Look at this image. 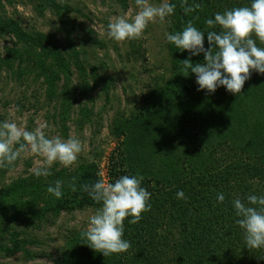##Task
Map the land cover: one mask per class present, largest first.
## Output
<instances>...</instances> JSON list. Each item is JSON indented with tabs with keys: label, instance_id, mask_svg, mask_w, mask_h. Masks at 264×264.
I'll list each match as a JSON object with an SVG mask.
<instances>
[{
	"label": "trees",
	"instance_id": "obj_1",
	"mask_svg": "<svg viewBox=\"0 0 264 264\" xmlns=\"http://www.w3.org/2000/svg\"><path fill=\"white\" fill-rule=\"evenodd\" d=\"M102 1H113L122 9L128 4V0ZM170 2L177 7L166 19L169 33L181 31L195 16L199 19L193 20L194 25L207 31L205 19L214 18L215 13L225 9L250 4V0H194L203 5L202 10L186 15L179 0ZM44 4L56 13L65 10L54 0H45ZM215 30L219 31V26ZM0 36H13L16 43L41 49L36 54L34 48L26 47L24 51L14 49L10 53L14 52L12 57L18 62L28 55L36 58L49 92H56V81L62 75L69 78L72 74L67 57L71 54L45 46L51 44L50 35H30L13 19H4L0 22ZM258 42L259 47H264ZM166 45L171 53L170 77L148 95L132 120L118 122L113 130L116 145L106 168L110 182L121 175L143 176L141 186L151 193V209L141 214L138 223H129L131 217L125 219L123 239L131 243L128 251L104 256L84 244L87 241L79 236L70 240L53 264H264V259L259 258L264 256V248L246 247L232 205L237 197L246 202L250 194L264 195V74L253 71L237 95L224 86L214 93L198 91L195 74L189 72L184 76L181 71L188 51L178 50L168 42ZM204 46L209 47L206 32ZM47 59L52 69L44 64ZM191 61L203 63V53L192 56ZM51 172L48 177L21 178L2 189L0 212L19 214L20 205L16 206L15 201L31 194L34 198L47 195V204L34 211L31 219L45 218L47 213L58 215L62 210L100 207L80 190L81 185L102 179L95 162L80 163L70 173L63 169ZM72 177H76L75 192L68 187ZM56 180L64 182L59 199L47 191ZM180 190L187 199L177 198ZM218 193L224 195L223 202L217 201ZM22 204L34 209V202ZM18 233H11L13 248L0 250L9 254L21 250L29 256L24 246L27 241L18 238Z\"/></svg>",
	"mask_w": 264,
	"mask_h": 264
},
{
	"label": "rangeland",
	"instance_id": "obj_2",
	"mask_svg": "<svg viewBox=\"0 0 264 264\" xmlns=\"http://www.w3.org/2000/svg\"><path fill=\"white\" fill-rule=\"evenodd\" d=\"M54 1L65 10L56 13L45 6V0H0V22L13 19L30 35H50L51 44L45 46L70 53L67 57L72 71L69 78L62 75L56 81V92H49L36 58L27 54L22 61L13 59L10 50L24 51L25 44L16 43L13 36H0V122L15 120L26 124L28 130L47 122L49 136H78L84 146L78 162L70 167L56 163L51 170L70 173L80 163L93 161L107 181V161L117 141L114 128L119 121L132 120L148 95L170 77L171 53L164 35L168 26L166 21L149 23L140 38L117 42L102 33L114 17L135 14L134 0H128L126 9L113 1ZM40 50L35 47V54ZM49 62L47 59L44 64L52 69ZM85 84L89 87H83ZM41 162V157L24 153L14 165L0 169V191L33 176L32 169ZM46 197L25 195L15 201L20 205L19 214L0 212V247L13 248L11 233L19 232L18 238L27 241L24 246L30 254L0 250V264H53L70 240L86 229L95 209L62 210L58 215L47 213L45 218L31 219L34 211L45 207ZM20 201L34 202V209Z\"/></svg>",
	"mask_w": 264,
	"mask_h": 264
},
{
	"label": "clouds",
	"instance_id": "obj_3",
	"mask_svg": "<svg viewBox=\"0 0 264 264\" xmlns=\"http://www.w3.org/2000/svg\"><path fill=\"white\" fill-rule=\"evenodd\" d=\"M180 7L187 15L202 10L201 3H189L179 0ZM136 11L133 16L118 15L107 24L102 35L117 42L138 39L143 35L149 23H163L174 14L177 5L170 0L152 3L151 0H134ZM195 16L188 20L181 31L165 32L168 43L178 50H187L188 58L182 60L181 71L184 76L189 72L196 76L199 90L206 89L214 93L219 86L237 95L241 93L245 82L253 71L264 74V0H250L247 6L225 9L217 12L214 18L204 21L207 31L199 30L193 23ZM219 26V31L215 29ZM207 33L209 47L204 46V34ZM255 37V38H253ZM215 49V50H214ZM203 53V63H192L191 57ZM47 122L40 123L35 129L28 130L26 124L15 120L0 122V169L8 168L22 157V154L38 156L42 162L32 169L37 178L52 175L51 168L59 163L70 167L78 162L84 150L83 142L76 135L63 139L59 135L49 136ZM144 177L140 175H121L114 182L99 179L83 184L80 190L100 205L88 217L85 230L81 231L82 240L90 248L104 256L126 252L131 243L123 239L124 221L135 224L142 219V213L151 209V193L141 186ZM76 177L68 187L75 192ZM64 182L56 180L47 191L56 198L63 195ZM178 199H187L182 190L177 192ZM225 199L217 194V201ZM236 223L243 229L244 241L249 249L264 248V195L250 194L246 202L239 197L232 201ZM264 259V256L259 257Z\"/></svg>",
	"mask_w": 264,
	"mask_h": 264
}]
</instances>
